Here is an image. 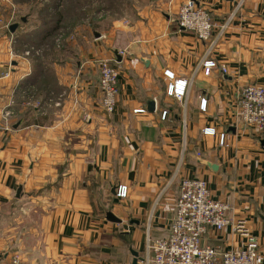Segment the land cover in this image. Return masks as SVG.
Returning <instances> with one entry per match:
<instances>
[{
	"label": "crops",
	"instance_id": "1",
	"mask_svg": "<svg viewBox=\"0 0 264 264\" xmlns=\"http://www.w3.org/2000/svg\"><path fill=\"white\" fill-rule=\"evenodd\" d=\"M184 1L134 0L132 12L40 62L16 48L9 2L0 3V264H140L146 233L169 232L181 177L205 180L228 206L230 222L202 243L237 250L253 236L264 264V130L236 116L241 88L264 85V0L237 10L238 0H193L211 15L210 56L226 68L207 76L198 68L207 43L176 22ZM102 58L119 67L112 113L101 107ZM164 69L191 78L185 107L165 95ZM203 126L226 131L227 145Z\"/></svg>",
	"mask_w": 264,
	"mask_h": 264
},
{
	"label": "built area",
	"instance_id": "2",
	"mask_svg": "<svg viewBox=\"0 0 264 264\" xmlns=\"http://www.w3.org/2000/svg\"><path fill=\"white\" fill-rule=\"evenodd\" d=\"M242 6V0L235 4L236 10ZM176 22L180 28L193 32L207 43L206 54L198 68L204 75H209L213 68L226 71L211 57L215 39L212 38L214 22L209 11L196 4L193 0H185L179 6ZM227 23L219 27L218 35L227 28ZM99 88L101 91V107L106 113H112L117 103L119 67L109 58L98 61ZM165 95L179 101L185 107L186 98L191 87V78L177 76L172 70L164 69ZM207 98L198 97V108L206 111ZM157 110V106H154ZM145 107L134 108V113H146ZM159 118L165 120L167 109H158ZM236 116L239 121L264 130V85L247 84L239 92ZM185 128V118L182 120ZM203 135L215 136L220 146L227 145V132L215 126H203ZM0 136V146H1ZM128 195L126 184L118 183L114 197L124 199ZM228 206L210 196L207 183L201 178L181 177L178 181V195L174 203V216L169 232L165 237L151 238L146 233L145 253L139 260L140 264H256L258 243L253 236H247L242 248L237 250H220L217 247L203 244L202 237L212 228L221 230L230 219L227 216ZM236 230L245 233L242 223L235 226Z\"/></svg>",
	"mask_w": 264,
	"mask_h": 264
},
{
	"label": "rangeland",
	"instance_id": "3",
	"mask_svg": "<svg viewBox=\"0 0 264 264\" xmlns=\"http://www.w3.org/2000/svg\"><path fill=\"white\" fill-rule=\"evenodd\" d=\"M1 2H9L8 22L18 23V28L13 32L18 36L16 48L29 50V57L36 62H40V55L45 60L54 52L65 56L63 54L75 42L90 37L91 29H101L134 9V0H0ZM20 16H26V23L20 21ZM3 30L9 32L7 26H3ZM31 82L40 83V76L38 80L33 78Z\"/></svg>",
	"mask_w": 264,
	"mask_h": 264
},
{
	"label": "water",
	"instance_id": "4",
	"mask_svg": "<svg viewBox=\"0 0 264 264\" xmlns=\"http://www.w3.org/2000/svg\"><path fill=\"white\" fill-rule=\"evenodd\" d=\"M22 21H25V17L23 16V17H21L20 18ZM17 25H18V23H13V24H11L10 26H9V28H10V30L11 31H14L15 29H16V27H17ZM151 110H152V107H151ZM262 142V144H264V140H262L261 141ZM115 188H116V186L114 187V190H112L114 193H115ZM106 218L108 219V220H110V221H119L116 217H114L113 216V214L110 212V211H108L107 213H106ZM132 264H136V259H134L133 260V263Z\"/></svg>",
	"mask_w": 264,
	"mask_h": 264
}]
</instances>
